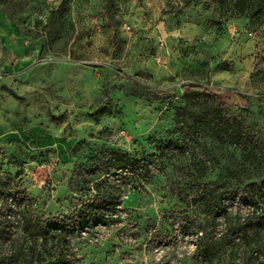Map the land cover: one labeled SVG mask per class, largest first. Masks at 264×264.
I'll list each match as a JSON object with an SVG mask.
<instances>
[{"label":"rangeland","instance_id":"1","mask_svg":"<svg viewBox=\"0 0 264 264\" xmlns=\"http://www.w3.org/2000/svg\"><path fill=\"white\" fill-rule=\"evenodd\" d=\"M249 5L239 14L211 0H0V182L29 213L68 210L83 192L80 168L100 150L158 156L179 138L174 109L188 86L216 93L261 138L248 153L203 132L166 152L108 223L71 239L80 264H264V227L240 230L252 211L264 214V26L249 23L264 0ZM250 185L255 205L240 193L213 209L221 190ZM12 208L0 207V264H21Z\"/></svg>","mask_w":264,"mask_h":264},{"label":"trees","instance_id":"2","mask_svg":"<svg viewBox=\"0 0 264 264\" xmlns=\"http://www.w3.org/2000/svg\"><path fill=\"white\" fill-rule=\"evenodd\" d=\"M212 2L228 5L233 3L235 13H244L254 0H211ZM261 1V0H260ZM260 3V2H259ZM252 29L264 26V12L257 9L249 15ZM189 92L183 94V104L174 109V129L179 138L167 140L156 146L158 156L148 153L131 155L115 148L98 151L87 158L80 168L83 179V192L78 197H72L69 208L49 216H36L28 212V201L24 196L9 189L0 182V207L4 208L7 201H13V219L19 231L16 245L18 250L14 256L21 264H80V257L71 246V239L92 230L99 225L108 223L109 215L121 205L126 188L131 187L150 172V169L166 152L184 150L188 143L196 140L203 132L213 139L229 143L244 152L254 153L261 141L259 135L245 121L238 118L236 113L228 109L218 98V95L207 89L188 86ZM12 97L16 94L4 88ZM161 92H155L160 96ZM109 113L108 107H102L93 116L101 117ZM257 158L258 154H253ZM20 173V172H17ZM89 177L96 180L92 182ZM251 187L250 186H246ZM250 189V188H248ZM259 197L264 194V182L258 186ZM263 191V192H262ZM247 194L253 205V192L245 188L221 190L214 198L213 209L217 212L224 210L219 202ZM252 201V202H251ZM216 215L212 217V224ZM264 227V214L251 212L250 217L240 230L244 233L250 225ZM8 234L4 225L0 226V241ZM205 257L210 256V249L203 250Z\"/></svg>","mask_w":264,"mask_h":264}]
</instances>
